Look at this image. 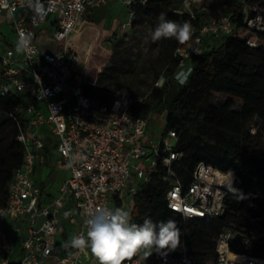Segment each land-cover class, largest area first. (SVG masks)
Segmentation results:
<instances>
[{
	"label": "built area",
	"instance_id": "2783aa9c",
	"mask_svg": "<svg viewBox=\"0 0 264 264\" xmlns=\"http://www.w3.org/2000/svg\"><path fill=\"white\" fill-rule=\"evenodd\" d=\"M107 1L0 0V12L9 14L7 29L17 37L8 42L0 39V95L16 94L19 98L17 115L11 116L18 122V139L25 147L23 162L10 183L7 203L0 207V264H42L50 257L57 264H82L81 250L64 256L57 251L61 212L72 204L73 209L64 217L74 226L75 235L85 232L84 220L94 208L124 209L139 188L153 178L159 164L168 170L166 200L170 208L185 217L212 218L225 213L230 193L224 185L230 182L229 171L200 161L189 182L184 183L172 167L182 155L175 149L177 133L170 129L156 138L150 133L155 112L139 115L132 111L133 104L143 96L118 90L112 98L100 100L72 82L81 62L69 40L70 33L87 10ZM121 1L131 6L147 0ZM199 1L183 0L179 11H187L195 19L199 10L208 12L206 6L196 9ZM239 4L245 24L264 31V17L258 5L248 0H239ZM37 5L42 11L35 10ZM46 22L55 27L53 33L44 30ZM191 25V39L174 50L179 59L177 81L181 73L193 68V57L205 50L209 40L238 32L231 14H209L200 24ZM21 33L31 34L27 52H17ZM48 36L59 44L50 46ZM248 43L257 45L253 40ZM48 145H54L58 165L70 174L61 182L59 194L46 202L35 174L45 163ZM231 172L232 186L237 188L242 178ZM245 196L249 206L254 204L259 209L260 216L252 217L248 207V216L257 225L247 231L224 227L216 237V264H264L263 256L248 250L252 242L264 238V225L260 224L264 210L261 213L258 192L247 190ZM23 216L28 219V232L22 239L24 254L13 261L14 245L5 221ZM235 243L244 245L245 250H238ZM142 257L140 253L124 264H198L186 241L167 257Z\"/></svg>",
	"mask_w": 264,
	"mask_h": 264
},
{
	"label": "trees",
	"instance_id": "16d2710c",
	"mask_svg": "<svg viewBox=\"0 0 264 264\" xmlns=\"http://www.w3.org/2000/svg\"><path fill=\"white\" fill-rule=\"evenodd\" d=\"M248 1L257 4L264 17V0ZM182 2H133V24L158 22L157 17L163 12L166 19L198 25L209 14L224 13L232 15L238 32L209 40L205 50L193 57L192 72L184 84L175 78L179 59L174 50L180 43L174 38H162L160 50L165 57V79L142 95L133 104L132 111L139 115L151 112L164 115V131L173 129L178 135L175 149L182 155L173 161L172 167L184 183L189 182L197 163L204 161L239 174L242 182L237 189L243 195L236 199L230 193L222 216L185 217L167 204L168 170L159 164L153 178L135 193L128 211L132 222L139 224L147 218L154 223L174 219L181 229V243L186 241L191 246L198 264H216V237L224 227L247 231L257 225L248 216L247 190L258 192L261 213L264 210V31L245 24L239 0H200L196 9L206 6L208 12L199 10L195 19L189 12L179 11ZM248 40L256 41L257 45H250ZM79 68L72 77L77 87L95 99L112 98L113 92L102 85L101 75L93 82ZM213 97H220L224 102L215 104ZM18 101L16 94L0 95V111L6 115L0 121V207L7 203L15 170L24 159L25 147L18 139V122L11 116L17 115ZM49 151L48 145L45 152ZM40 184L44 187V182ZM260 224L264 225V220ZM67 237L64 231V240ZM237 245L234 247L238 250H245L244 245ZM248 250L264 257V238L252 242ZM153 256L159 255L153 253Z\"/></svg>",
	"mask_w": 264,
	"mask_h": 264
},
{
	"label": "rangeland",
	"instance_id": "374dc122",
	"mask_svg": "<svg viewBox=\"0 0 264 264\" xmlns=\"http://www.w3.org/2000/svg\"><path fill=\"white\" fill-rule=\"evenodd\" d=\"M133 20L134 13L130 5L121 0H109L103 5L87 10L71 31L70 39L74 42L80 57L82 67L79 69L82 75L85 72L87 80L94 82L101 75L104 80L102 85L107 86L113 93L127 90L136 96H142L153 85L164 81L163 70L166 65L165 57L160 50L161 39L153 42L149 35V29L154 30L157 22L141 25L133 24ZM123 24H126V27H123ZM43 26L50 33L55 30L50 23H43ZM48 41L52 47L59 44L50 36ZM93 72L96 73L91 75ZM120 83L123 87H119ZM212 101L215 104L224 102L220 97H213ZM5 117L6 115L0 111V121ZM164 123V115L156 114L150 133L159 138L165 132ZM53 154L55 162L57 152ZM45 168V173L50 174V181L45 187L55 193L60 187L62 177L68 176L70 172L67 168L52 170L50 167ZM130 206L131 203H126L124 209L128 210ZM70 236L73 237L72 234ZM58 243L59 251L63 252L62 240L58 239ZM82 261L98 264L90 251L88 256L83 255Z\"/></svg>",
	"mask_w": 264,
	"mask_h": 264
},
{
	"label": "clouds",
	"instance_id": "9594fccd",
	"mask_svg": "<svg viewBox=\"0 0 264 264\" xmlns=\"http://www.w3.org/2000/svg\"><path fill=\"white\" fill-rule=\"evenodd\" d=\"M131 3V0H128ZM145 2V0H142ZM31 6V5H30ZM37 12L42 11L39 5ZM157 24L149 29V35L153 42L160 39L174 38L181 45L191 39L193 28L190 21L178 23L166 19L165 13L157 17ZM31 43V34L21 33L17 43V52H27ZM192 69L181 73L177 79L184 84ZM230 182L224 186L228 193L236 199L242 198L241 190L232 186L233 173L229 170ZM85 232L75 235L70 242L64 245L81 251L90 250L98 264H124L131 261L138 254H143L147 259L153 253L167 257L175 252L181 244V229L177 222L169 218L166 221L154 223L150 218L144 219L142 224L132 222L130 211L121 207L111 208L100 206L94 208L84 220Z\"/></svg>",
	"mask_w": 264,
	"mask_h": 264
},
{
	"label": "crops",
	"instance_id": "0c3cea01",
	"mask_svg": "<svg viewBox=\"0 0 264 264\" xmlns=\"http://www.w3.org/2000/svg\"><path fill=\"white\" fill-rule=\"evenodd\" d=\"M8 17H9L8 12H6V11L0 12V39H3L5 42L14 41L17 39L16 34L12 31L10 32L7 29ZM46 23L51 24V22H46ZM43 28L46 31V33L49 32L47 29H45L44 26H43ZM49 150H50L49 152H45L46 153L45 163L38 167L36 174H35V179H36V181L38 180L37 183L40 186H41L40 183L44 182V187H42V186L41 187L44 190V193L46 196V199H45L46 202L50 201L54 196H57L59 194V188L57 189V191L55 193L51 190L46 189L45 185L48 183V181H50V174L45 173V171H46L45 167H50L51 170L55 169V168H62V169L65 168L63 166L58 165V163H57V160L59 157L58 154L55 155V156H57V158H56V161L54 162V154L53 153L56 152V148L52 145L51 146L49 145ZM65 177L66 176L62 177L60 184ZM72 209H73V205L68 204L66 206V208L61 212L62 230H61V233L58 235V239L62 240L63 244L61 246L63 247L64 251L63 252L59 251V249H60L59 243H58V247H57V251L61 256H64L68 253L76 252L75 248H71V247L65 248L64 247V245L66 243L70 242V240H71L70 235L72 234L73 236H75L74 226L64 217L65 213L69 212ZM5 223H6L8 229L10 231L11 240H12L13 245H14V254L12 256V260L17 261L24 254L23 250H22V239L28 232V219L26 216H23L22 218L11 217V218H8L5 221ZM64 231H67V233H68V237L66 240H64V238H63V232ZM89 251L90 250L82 251L81 260H82L83 255L88 256ZM86 258H88V257H86ZM50 262L52 264H57L56 260L53 257L46 259L42 264H49ZM82 264H93V262L89 261V262L83 263V261H82Z\"/></svg>",
	"mask_w": 264,
	"mask_h": 264
},
{
	"label": "water",
	"instance_id": "95a60500",
	"mask_svg": "<svg viewBox=\"0 0 264 264\" xmlns=\"http://www.w3.org/2000/svg\"><path fill=\"white\" fill-rule=\"evenodd\" d=\"M249 212H250V215L252 217H259L260 216L259 209L254 204L249 206Z\"/></svg>",
	"mask_w": 264,
	"mask_h": 264
},
{
	"label": "bare ground",
	"instance_id": "6f19581e",
	"mask_svg": "<svg viewBox=\"0 0 264 264\" xmlns=\"http://www.w3.org/2000/svg\"><path fill=\"white\" fill-rule=\"evenodd\" d=\"M70 42H72V46L75 48L74 42L69 38Z\"/></svg>",
	"mask_w": 264,
	"mask_h": 264
}]
</instances>
